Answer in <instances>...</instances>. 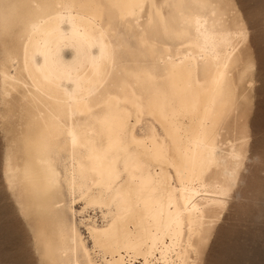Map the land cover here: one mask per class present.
<instances>
[{
  "label": "bare ground",
  "instance_id": "6f19581e",
  "mask_svg": "<svg viewBox=\"0 0 264 264\" xmlns=\"http://www.w3.org/2000/svg\"><path fill=\"white\" fill-rule=\"evenodd\" d=\"M223 2L0 0L1 105L19 113L2 173L44 264H197L243 150L221 140L247 37Z\"/></svg>",
  "mask_w": 264,
  "mask_h": 264
},
{
  "label": "rangeland",
  "instance_id": "374dc122",
  "mask_svg": "<svg viewBox=\"0 0 264 264\" xmlns=\"http://www.w3.org/2000/svg\"><path fill=\"white\" fill-rule=\"evenodd\" d=\"M225 1L229 2V6L226 4L228 2ZM224 2V7H226L227 12L229 13L230 11V21L234 22L236 26L244 28L247 37L242 39L239 44V48L242 47L243 52L242 54L240 50V56L242 57L243 55L242 58L244 60L241 58V62L234 69V78L238 74L236 76L237 79L235 78L237 80L236 85L238 84L237 93L239 92L237 94L238 108L236 107L233 115L222 129L223 136L221 135V140L226 144L231 142L238 148L241 145L242 147L239 149L240 151L243 149L241 151L243 156L241 155L240 169H238L240 171L236 178L237 181L235 180V183L232 185L234 187L231 186L232 190H234H231L232 192L228 196L230 200L227 198L229 201L226 203L228 204L217 207L219 211L215 208L218 211L213 210L216 214H213L214 212L211 213L212 211L210 212L211 215L209 213L210 219L213 218L211 220L213 223L210 221V227L205 231L209 235L205 234L203 240L207 237L206 240L199 243L198 248L200 251L191 252L190 255L196 254L192 258L194 259L195 257L196 260L194 259V261L197 264H264V0H224ZM142 18L144 19L145 16ZM236 22L239 23L237 24ZM0 39V47L3 48L1 36ZM241 42H243L242 45ZM1 48L0 62L3 57ZM1 104L0 98V110L3 109L0 111V114L3 113L4 115L5 113V116L0 115L3 117L2 120L4 119L3 122L0 120V126H4L5 121H7V125L15 123L16 121L14 122V120L16 118L13 116L17 117L18 120L19 113L17 111L13 113V110L9 109V105L3 103V107ZM5 117H7V120ZM1 129L0 192H3L2 197H4V199L2 198L3 209L7 211V214L11 212L8 216L12 218L14 224L2 227L0 231V243L2 244L0 246V255L3 253L0 256V264H44V259L36 240V244L33 242L36 238H34L35 236L31 231L30 224L25 219V216H22L24 212L18 207L20 205L16 202L17 199H13L16 197L12 195L13 193L6 181L5 173H2L5 171L4 161L6 160V156L4 157V155H6L5 147L7 146V142H5V131L3 128ZM4 142L5 144H3ZM225 143H222L224 149L228 146ZM229 146L226 147L227 150ZM4 192L6 194L8 192L9 194L6 195ZM12 196L13 198H11ZM5 201L6 204L4 205ZM81 203L77 200L75 205L77 209L82 208ZM7 206H10V211ZM219 208H222V211ZM84 215L86 217L92 216L96 220H99V222L102 220L100 210L92 207H89ZM80 217L82 216L77 215L78 219ZM81 230L85 234L83 226ZM32 236H34L33 240ZM191 256L190 261L194 262ZM15 260H17L16 263ZM154 263L176 264L177 262L163 263L154 260L152 264Z\"/></svg>",
  "mask_w": 264,
  "mask_h": 264
}]
</instances>
